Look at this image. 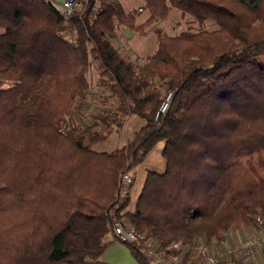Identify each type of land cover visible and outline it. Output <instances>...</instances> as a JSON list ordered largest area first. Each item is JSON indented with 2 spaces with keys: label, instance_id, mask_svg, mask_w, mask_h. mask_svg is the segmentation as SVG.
I'll return each instance as SVG.
<instances>
[{
  "label": "trees",
  "instance_id": "obj_1",
  "mask_svg": "<svg viewBox=\"0 0 264 264\" xmlns=\"http://www.w3.org/2000/svg\"><path fill=\"white\" fill-rule=\"evenodd\" d=\"M88 1L64 20L42 0H0V264H106L123 219L166 249L222 241L264 214V176L241 161L264 150V0H143L138 25L116 0ZM171 8L199 28L156 29L141 63L111 41L118 24L144 32ZM92 65L114 107L81 125ZM130 115L144 124L121 147L92 148ZM158 141L164 170L146 172L128 210L122 175Z\"/></svg>",
  "mask_w": 264,
  "mask_h": 264
},
{
  "label": "rangeland",
  "instance_id": "obj_2",
  "mask_svg": "<svg viewBox=\"0 0 264 264\" xmlns=\"http://www.w3.org/2000/svg\"><path fill=\"white\" fill-rule=\"evenodd\" d=\"M125 13H134L135 23L141 24L148 16L147 11L144 9L143 0H116ZM89 2V1H88ZM85 3L76 11L85 9ZM94 4L91 5L90 10ZM97 7L98 5L95 4ZM141 8V10H138ZM75 12V11H74ZM202 27L207 30L216 28V25L211 21L205 22ZM199 25L192 21L191 17H181V12L176 8H171L167 17L154 23L152 26L145 28L144 32H135L129 30L127 27L118 24L115 30V38L112 37L111 41L117 46L124 55L137 63L143 62L146 56L151 55L157 48V39L155 30L159 29L161 32L168 35H176L183 30H196ZM68 38L72 36L74 29H65ZM122 39V41L120 40ZM87 79L90 83V90L86 101L76 109V118L78 122L83 124L92 123L97 121L102 115H112V108L114 103L111 99L105 98L107 92L99 84V78L92 65L87 73ZM106 99V100H105ZM144 124V120L136 115H130L124 121L123 126H112L106 138L102 141L95 143L92 148L96 151L110 152L116 148L121 147L127 139L131 138L133 133ZM163 142L158 141L146 153L143 160L135 166L132 171L133 182L129 189L130 203L128 210H132L134 201L137 198L142 187L145 174L148 170L162 172L165 167L164 159L161 155ZM264 160V150L254 153L250 156H245L241 159L242 163L246 166H251L253 171L258 176H264V170L259 165V159Z\"/></svg>",
  "mask_w": 264,
  "mask_h": 264
},
{
  "label": "built area",
  "instance_id": "obj_3",
  "mask_svg": "<svg viewBox=\"0 0 264 264\" xmlns=\"http://www.w3.org/2000/svg\"><path fill=\"white\" fill-rule=\"evenodd\" d=\"M57 11L64 20H67L74 11L88 2V0H42ZM91 11L98 12L99 7L95 4ZM70 27L67 29L69 30ZM122 41V39L120 38ZM170 93H167L164 100L158 106L155 117L165 112ZM122 181L124 186L132 183V175L123 173ZM253 225L264 229V214L256 213L252 220ZM112 235L120 243H134L139 246L142 258L147 264H195L196 257L201 260L199 264H259L254 254L256 245L264 244V234L250 235L236 245L227 248H220L217 244L209 245L205 242H198L195 245H183L180 242H174L166 249H161L159 243L144 234H136L126 220L116 221L112 226ZM194 250L195 255L188 251ZM240 252V257H235V253ZM198 264V263H196Z\"/></svg>",
  "mask_w": 264,
  "mask_h": 264
},
{
  "label": "crops",
  "instance_id": "obj_4",
  "mask_svg": "<svg viewBox=\"0 0 264 264\" xmlns=\"http://www.w3.org/2000/svg\"><path fill=\"white\" fill-rule=\"evenodd\" d=\"M138 10H141L139 8ZM133 179V177H132ZM133 182V181H132ZM261 235L264 234V229H260L259 227L249 224L245 227L240 228H231L226 237L222 241H217L215 239H201L199 242H205L209 245L217 244L218 247L224 249L227 247H230L232 245H236L237 243L241 242L242 240L248 238L250 235ZM110 238H112L110 236ZM191 255H195L196 252L192 249L188 251ZM254 254L255 257L258 260L259 264H264V244L256 245L254 247ZM236 258L241 256L240 252H236L234 255ZM102 260L106 264H139L136 259L131 255L128 248L112 239L108 245L105 247L103 253H102ZM193 263H201V260L196 257V260L193 261ZM222 264H224V261H222Z\"/></svg>",
  "mask_w": 264,
  "mask_h": 264
}]
</instances>
